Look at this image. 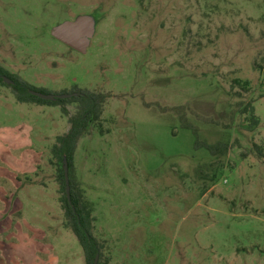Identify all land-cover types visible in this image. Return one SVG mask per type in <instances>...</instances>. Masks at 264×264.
<instances>
[{
	"label": "rangeland",
	"instance_id": "374dc122",
	"mask_svg": "<svg viewBox=\"0 0 264 264\" xmlns=\"http://www.w3.org/2000/svg\"><path fill=\"white\" fill-rule=\"evenodd\" d=\"M84 16L81 54L52 31ZM0 66L106 96L73 161L98 264H264V0H0ZM76 112L0 83V264H86L52 155Z\"/></svg>",
	"mask_w": 264,
	"mask_h": 264
},
{
	"label": "trees",
	"instance_id": "16d2710c",
	"mask_svg": "<svg viewBox=\"0 0 264 264\" xmlns=\"http://www.w3.org/2000/svg\"><path fill=\"white\" fill-rule=\"evenodd\" d=\"M7 76L16 82L13 89L14 95L19 103H34L45 106H65L68 104H77V112L69 119L70 130L64 136L57 138V143L52 148V155L59 163L58 180L62 186L64 196L62 197V208L68 227L72 230L80 247L83 250L85 263L93 264L97 255L101 259V246L98 240L92 234V214L84 200L83 193L78 188L73 180V161L75 152L80 139L86 134L89 126L93 122H99L102 115L103 104L106 99L105 95L96 94L87 90H79L74 88L72 92H79L80 94L69 99L57 100L54 102L44 101L30 94V91H38L48 94L43 90L36 89L24 81L12 77L6 70L0 66V83H3L2 77ZM62 94H72L64 92ZM254 108H251L253 112ZM65 112V111H64ZM254 117V116H253ZM257 120H253V124L257 125ZM199 148H206L212 155H221L227 152L226 145H206L197 144ZM257 155L264 158V150L255 146ZM64 159L68 163L69 178H70V202L67 199L65 191L64 179Z\"/></svg>",
	"mask_w": 264,
	"mask_h": 264
},
{
	"label": "water",
	"instance_id": "95a60500",
	"mask_svg": "<svg viewBox=\"0 0 264 264\" xmlns=\"http://www.w3.org/2000/svg\"><path fill=\"white\" fill-rule=\"evenodd\" d=\"M94 32V22L90 17H79L74 21L64 22L60 26L56 27L52 31V36L59 42L66 45L68 48L75 50L81 54H85L90 43V39ZM6 83L10 84V80L5 78ZM30 94L44 101L54 102L57 100L69 99L77 94H45L38 91H30ZM64 179H65V191L68 201L70 202V184L68 176V163L64 159L63 164ZM99 263V255L96 256L93 264Z\"/></svg>",
	"mask_w": 264,
	"mask_h": 264
},
{
	"label": "flooded vegetation",
	"instance_id": "af4514ba",
	"mask_svg": "<svg viewBox=\"0 0 264 264\" xmlns=\"http://www.w3.org/2000/svg\"><path fill=\"white\" fill-rule=\"evenodd\" d=\"M63 44V43H62ZM75 51V50H74ZM77 52V51H76ZM12 77H16L18 80H20V81H24V80H22L21 78H19V77H17V76H12ZM5 78H7V79H9L10 80V84H8V83H6V81H5ZM2 80H3V83H5L6 85H8V86H10V87H14L15 85H16V82L13 80V79H11V78H9V77H7V76H3L2 77ZM25 82V81H24ZM27 83V82H26ZM68 93H72V94H77V96L80 94L79 92H72V91H70V92H68ZM76 96V97H77Z\"/></svg>",
	"mask_w": 264,
	"mask_h": 264
}]
</instances>
